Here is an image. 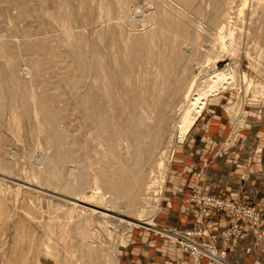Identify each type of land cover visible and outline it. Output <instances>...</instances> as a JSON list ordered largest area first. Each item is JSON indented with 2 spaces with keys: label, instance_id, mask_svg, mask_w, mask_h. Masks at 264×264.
Here are the masks:
<instances>
[{
  "label": "rangeland",
  "instance_id": "obj_1",
  "mask_svg": "<svg viewBox=\"0 0 264 264\" xmlns=\"http://www.w3.org/2000/svg\"><path fill=\"white\" fill-rule=\"evenodd\" d=\"M218 1L0 0V264H147L146 240L187 253L170 232L202 230L223 261L264 244V0H221L212 22ZM247 151L234 195L223 157Z\"/></svg>",
  "mask_w": 264,
  "mask_h": 264
},
{
  "label": "crops",
  "instance_id": "obj_2",
  "mask_svg": "<svg viewBox=\"0 0 264 264\" xmlns=\"http://www.w3.org/2000/svg\"><path fill=\"white\" fill-rule=\"evenodd\" d=\"M255 143H252L251 146H254ZM256 145V144H255ZM250 152V151H247ZM243 153L240 156H234L233 154L225 155L223 160H227L228 162H232L233 160L241 162L238 166V170L232 171V168L228 170H224V172H220L219 179V187L223 188L228 187L229 191L234 195H238L240 193V189H242V181L240 180V176L248 167V162H256L260 161L259 155H253L252 152ZM214 157H212L213 160ZM233 168L236 167L234 164ZM236 177V178H235ZM233 179V180H232ZM249 185V184H248ZM247 195L252 196L253 188L248 187ZM183 195V194H182ZM181 197L178 199L179 203H184L183 206L177 212L175 218V226L179 227H190L193 222L191 220V209L187 200L182 199ZM227 223L225 221H219L217 219H213L210 221L209 226L214 231L218 232L221 228L225 227ZM254 236L252 233H248V236L241 241L239 246L236 249H230L227 260L225 262H229L230 264H264V244L257 248H253ZM146 245L144 246V256L147 257L145 260L148 261L147 264H165L166 261H176L180 260L181 264H194V260L191 256L185 253L180 246L173 245L166 240L159 239L158 244L153 247L147 245L148 240L145 241ZM155 248L154 253L149 254L150 249ZM253 249L250 254L247 253L248 250ZM199 264H208L206 259L200 261Z\"/></svg>",
  "mask_w": 264,
  "mask_h": 264
},
{
  "label": "built area",
  "instance_id": "obj_3",
  "mask_svg": "<svg viewBox=\"0 0 264 264\" xmlns=\"http://www.w3.org/2000/svg\"><path fill=\"white\" fill-rule=\"evenodd\" d=\"M204 202L206 203V205H208L207 208H215L216 210H220L224 208V204L221 200L218 199H213L210 198L209 196H203ZM199 199V197L197 198ZM229 206V204H228ZM225 206V207H228ZM232 209L235 208L234 205H231ZM236 209H238V213L239 214H244L247 215L249 217H252L253 219H256V215L255 212L252 211L251 209H242V207L239 209V207H237ZM199 220H202V217L199 216ZM164 232H168L165 231ZM169 233V232H168ZM171 233V238L172 240H174L173 243H179L180 245H182V247L184 248V250L189 253L190 255H192L195 258H199V257H209L211 260H221L220 258V254L218 253V251L216 250L215 247L213 246H206V245H202L201 243H199L198 241H196V236H201L204 235L205 233L200 230L199 232L196 233H192V232H187L186 234L180 235L177 232H170ZM198 254V255H196ZM219 257V259H217Z\"/></svg>",
  "mask_w": 264,
  "mask_h": 264
},
{
  "label": "bare ground",
  "instance_id": "obj_4",
  "mask_svg": "<svg viewBox=\"0 0 264 264\" xmlns=\"http://www.w3.org/2000/svg\"><path fill=\"white\" fill-rule=\"evenodd\" d=\"M222 5H223V1H218V2H215V7H214V12L215 13H213V14H211V15H209V20L210 21H212V22H215L216 21V19H217V16H218V13L217 12H219V10L221 9V7H222ZM200 10V9H199ZM97 51L98 50H95V53H96V55H98V53H97ZM94 53V54H95ZM185 60V59H184ZM101 61V60H100ZM101 63V62H100ZM100 65V64H99ZM80 69V68H79ZM82 69V68H81ZM79 71H81V70H79ZM121 71L122 72H125V68L124 67H121ZM83 72V71H82ZM81 74V73H80ZM84 75V74H83ZM83 77V76H82ZM217 77H219V79L217 78ZM224 76L222 75V74H218L217 76H216V81H214V84L216 85V83H218L220 80L221 81H223V78ZM108 89V91L110 92V95H109V97H113V95H114V93H113V88H112V84L111 83H109V85H108V83H107V88H106V90ZM135 92H137V91H135ZM212 94V93H211ZM210 94V95H211ZM114 98L115 97H113L112 99H110L111 101L112 100H114ZM26 105V104H25ZM45 105V104H44ZM83 113L85 114V117H87L88 119L91 117V118H95L96 116L94 115V114H92V111L90 110V109H85V111H83ZM46 119L48 120V122L50 123V125L52 126V125H54V124H56L58 121L55 119V116L51 113V111H50V113H47L46 114ZM87 118H85V120L87 121ZM53 127V126H52ZM182 137V135H180V138ZM179 138V139H180ZM179 141V140H178ZM181 141V140H180ZM174 149H176L175 147H173V150H172V154L175 152L174 151ZM137 200H136V198H133V199H131V202L132 203H134V202H136ZM142 223H139V222H135L134 224H131V226L133 225V226H139V225H141ZM166 233V232H165ZM189 254V253H188ZM190 255V254H189ZM196 255H198V254H196ZM217 259H219V257L217 258ZM220 260V259H219ZM223 260H221V262H222ZM223 262H225V260L223 261ZM226 263V262H225Z\"/></svg>",
  "mask_w": 264,
  "mask_h": 264
}]
</instances>
